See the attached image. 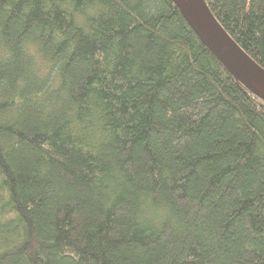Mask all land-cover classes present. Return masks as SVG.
Here are the masks:
<instances>
[{
  "label": "trees",
  "instance_id": "16d2710c",
  "mask_svg": "<svg viewBox=\"0 0 264 264\" xmlns=\"http://www.w3.org/2000/svg\"><path fill=\"white\" fill-rule=\"evenodd\" d=\"M0 264H264V97L172 0H0Z\"/></svg>",
  "mask_w": 264,
  "mask_h": 264
},
{
  "label": "water",
  "instance_id": "95a60500",
  "mask_svg": "<svg viewBox=\"0 0 264 264\" xmlns=\"http://www.w3.org/2000/svg\"><path fill=\"white\" fill-rule=\"evenodd\" d=\"M182 17L187 21L192 31H194L200 41L204 44L206 49L211 51L217 60H219L227 70L235 78L242 82L240 76L246 78H253L258 81L264 82V68L260 67L258 63L253 60L249 55L242 50L228 34L224 32L226 41V47L222 49L218 40L215 39L210 30L205 26V23L200 19L195 11L192 9L188 0H172ZM200 7L210 14L209 8H207L205 0H196ZM217 22V21H216ZM221 28V27H220ZM244 83V82H243ZM245 84V83H244ZM246 85V84H245ZM247 86V85H246ZM248 87V86H247ZM248 89L257 93L261 97L264 95L256 92L254 89L248 87Z\"/></svg>",
  "mask_w": 264,
  "mask_h": 264
},
{
  "label": "bare ground",
  "instance_id": "6f19581e",
  "mask_svg": "<svg viewBox=\"0 0 264 264\" xmlns=\"http://www.w3.org/2000/svg\"><path fill=\"white\" fill-rule=\"evenodd\" d=\"M192 9L195 11L196 15L202 19L205 23V26L208 30L211 31L216 40L220 43L222 49L226 47V39L223 32V29L220 28L219 24L213 19L212 15L207 13L202 7L199 6L196 0H188ZM242 82H244L248 87L254 89L256 92L264 95V82L258 81L253 78H246L240 76Z\"/></svg>",
  "mask_w": 264,
  "mask_h": 264
}]
</instances>
